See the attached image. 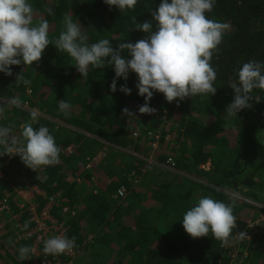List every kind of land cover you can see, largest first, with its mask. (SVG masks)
<instances>
[{"label": "trees", "instance_id": "1", "mask_svg": "<svg viewBox=\"0 0 264 264\" xmlns=\"http://www.w3.org/2000/svg\"><path fill=\"white\" fill-rule=\"evenodd\" d=\"M28 2L34 9L33 24L49 23L52 44L32 65L11 66L12 76L0 72V126H11L20 145L25 123L34 129L46 127L60 154L58 163L35 171L18 155L0 157V200L13 194L9 178L14 172L24 173L48 196L62 192L61 202L77 214L66 217L69 238L75 237L79 253L77 264H234L235 252L242 249L248 252L242 264H264V226H257L254 233L246 219L250 214L264 215L258 208L264 206V90L254 89L250 106L237 116L226 115L234 98L231 84L238 82L243 63L264 64V0H215L212 12L205 15L230 25L210 61L217 73L215 95L169 103L154 92L149 102L156 110L153 114L139 112L145 98L138 94L135 73L130 72L127 81L118 79L117 91L112 92L115 72L107 60L103 68L90 66L83 77L75 61L54 42L67 14L84 28L88 44L100 39H109L113 47L135 43L148 35L135 30L136 23L152 21L156 30L151 12L162 0H137L124 12L104 0ZM49 8L54 15L48 14ZM19 74L31 83L17 84ZM124 84L130 95L119 90ZM14 98L20 103L13 105ZM62 99L71 106L67 115L59 108ZM125 108L132 115L125 114ZM134 132L141 133L140 140L133 138ZM158 136L163 152L152 155L150 142ZM150 157L154 162H148ZM170 158L178 171L203 183L162 167ZM42 174L48 177L45 183L38 181ZM122 186L127 188L123 202L117 196ZM226 192L247 202L238 204ZM157 195L166 200L168 215L161 214ZM205 196L233 208L237 227L226 246L211 232L193 239L182 226L186 211ZM34 198L44 203L41 197ZM9 204L8 211L0 210V264H43L51 256L43 252L44 246L34 255L31 241L17 242L29 224L27 208ZM240 231L252 237L247 247V242L233 245ZM22 246L31 249L25 260L18 258Z\"/></svg>", "mask_w": 264, "mask_h": 264}, {"label": "clouds", "instance_id": "2", "mask_svg": "<svg viewBox=\"0 0 264 264\" xmlns=\"http://www.w3.org/2000/svg\"><path fill=\"white\" fill-rule=\"evenodd\" d=\"M104 3L124 12L133 9L137 0H104ZM214 5L215 0H162L151 12L156 30L153 31L152 21L136 23L135 30L147 33V37L135 43L123 42L116 47L109 39L86 43L88 36L82 32L84 28L66 14L62 20L63 29L54 42L55 48L75 61L74 66L83 77L88 76L90 66L103 68L107 60L115 72L110 85L112 92L117 91L118 79L127 81L129 73H135L138 94L145 98L139 112L153 114L156 110L150 107L149 102L154 92L162 93L169 103L198 95H215L217 89L213 83L217 73L210 61L213 53L219 50L218 46L230 25L205 15L212 12ZM47 11L54 15L51 8ZM33 15L34 9L28 0H0V72L7 76L13 75L11 66L32 65L39 61L47 46L52 44L49 23L41 20L34 25ZM122 53H127L131 59ZM262 73L264 64L261 62L250 60L243 63L238 71V82L231 84L234 98L226 107L227 116H237L248 108L254 89L264 90ZM21 82L24 85L31 83L19 74L16 83ZM119 90L125 95L131 94L127 84ZM11 103L17 105L20 101L14 98ZM70 107L64 99L60 100L59 108L65 115ZM123 112L132 115L127 108ZM11 132V126H0V157L18 155L34 171L41 166L58 163L60 149L46 127L34 129L31 123H25L21 131L23 145L18 144ZM148 162L154 161L150 157ZM182 226L193 239L206 237L211 232L221 246H226L237 224L230 204L205 196L186 211ZM24 227H28V222ZM246 237V233L240 231L235 238L243 240ZM74 247L75 237L69 239L58 235L44 241L43 252L55 256L70 253ZM30 251L28 246L20 247L18 258L25 260Z\"/></svg>", "mask_w": 264, "mask_h": 264}, {"label": "built area", "instance_id": "3", "mask_svg": "<svg viewBox=\"0 0 264 264\" xmlns=\"http://www.w3.org/2000/svg\"><path fill=\"white\" fill-rule=\"evenodd\" d=\"M29 94L31 92H28ZM26 108L28 104L25 105ZM36 114H38L37 110H33ZM142 135L139 132H134L133 138L135 140H140ZM152 138V134L148 135ZM154 137V136H153ZM159 137V136H158ZM156 138L155 143L150 142V146L152 148V153H158L162 151V146L159 143L160 137ZM145 142V141H142ZM162 167H170L171 169L175 168V163L172 158H170L165 165H161ZM48 177L42 174L38 177V181L40 183H45ZM34 195L41 197L43 199V204L39 203ZM62 192H58L53 196H48V194L41 190L36 184L29 185L25 189L15 190L13 194L8 195L7 197L0 200V210L8 211L10 209V204L13 203L21 208H27L29 212V224L28 227L22 230L23 232L18 236L17 242L19 241H31L33 243L32 253L35 255L40 247L44 246V241L58 235H65L69 238V226H68V217L70 214L76 217V212L71 213L69 207L64 206V203L61 202ZM117 196H119L122 200H126L127 198V188L122 186L117 190ZM24 200V203H20L19 200ZM33 199V200H32ZM62 216L60 219L58 215ZM247 237L243 240L235 238L232 242H247L250 243L252 241V237L246 233ZM251 237V238H250ZM250 240L248 241L247 239ZM70 239V238H69ZM239 254H243L241 260H236ZM247 256V252L240 250L235 252V260L234 264H242L245 257ZM79 257V253L75 249H72L70 253L50 256V258L45 259L43 264H77V260Z\"/></svg>", "mask_w": 264, "mask_h": 264}, {"label": "rangeland", "instance_id": "4", "mask_svg": "<svg viewBox=\"0 0 264 264\" xmlns=\"http://www.w3.org/2000/svg\"><path fill=\"white\" fill-rule=\"evenodd\" d=\"M162 120H163V121H166L165 116L162 117ZM162 164H164V163H162ZM166 168L171 169L170 167H166ZM179 173H180V174H177V175H180V176L185 175V176H187V177L192 178L193 180L198 181L199 183H200V182L203 183V181H201L200 179H197L195 176L187 175L186 173L181 172V171H179ZM12 174H13V173H12ZM174 174H176V173H174ZM181 174H182V175H181ZM9 181L11 182V185H12V187H13V191H15V190H22V189H25L27 186L30 185V182L28 181V178L26 177V175H25L24 173H23L22 175H20V174H18V173H14V175L11 176V177L9 178ZM226 195H227L231 200L236 201V203H238V204H242V203H244V202H247V201H245L242 197H240V196L237 195V194H234V193H231V192H226ZM32 200H33V199H32ZM154 200H155L157 203L160 204V207H161V206L163 207L162 210H161V214H162V215H168L169 213H168L167 210H166V206H168V204H167L166 200H164L163 197L158 196V195L154 197ZM123 201H124V200H122V202H123ZM19 202H20V203H24V200L20 199ZM250 203L252 204V202H250ZM256 205H257V204H256ZM257 206H261V205H257ZM258 208H260V209L262 210V212L264 213V206H261V207H258ZM246 219L250 222V228L253 229V232H254V233L258 231L257 226H264V215H256V214H252V215H251V214H250V216H246ZM250 238H251V237H250ZM250 238L247 239V240L249 241ZM240 243H242V242H240V241L235 242V241H234V244H233V245H235V244H236V245H239ZM247 246H248V243H247L246 247H247ZM238 249H239V248H238ZM242 250L245 251V252H247L246 249H242ZM247 253H248V252H247Z\"/></svg>", "mask_w": 264, "mask_h": 264}, {"label": "crops", "instance_id": "5", "mask_svg": "<svg viewBox=\"0 0 264 264\" xmlns=\"http://www.w3.org/2000/svg\"><path fill=\"white\" fill-rule=\"evenodd\" d=\"M168 169V168H167ZM168 170H170L172 173H176V174H180L179 173V171L176 169V168H174V169H168ZM14 173H17V172H14ZM14 173L11 175V176H13L14 175ZM18 174H20V173H18ZM20 175H22V174H20ZM182 175V174H181ZM10 176V177H11ZM183 177H187V176H185V175H182Z\"/></svg>", "mask_w": 264, "mask_h": 264}]
</instances>
